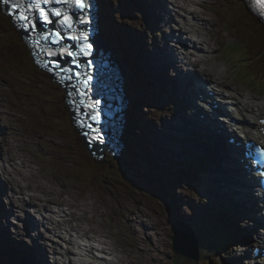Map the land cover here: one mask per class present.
Wrapping results in <instances>:
<instances>
[{"label": "rangeland", "instance_id": "obj_1", "mask_svg": "<svg viewBox=\"0 0 264 264\" xmlns=\"http://www.w3.org/2000/svg\"><path fill=\"white\" fill-rule=\"evenodd\" d=\"M113 1L114 3L116 1V7L122 14H125L127 10L134 12L133 23L130 22L125 26L127 30H132V32L128 31L129 36L136 40L143 38L148 44L147 51L154 55L160 64L168 62L166 54L173 58L188 55L192 59H198L199 56L202 62H198V67L201 68L202 73H212L211 71L222 66L226 70L225 82L241 89L243 93H248L250 96L264 91L261 90L262 86L258 89L253 83L243 80L244 70L239 69L240 63L233 57L240 50L235 49L232 51L234 54L224 52L226 45H235L237 42L235 36L240 34L238 31L232 34L222 33L226 28H231V25L223 26L224 19L232 20L237 16L244 35L250 34V30L255 32L260 30L259 26L250 22L249 15L243 14L241 0H192L189 2L188 0H172L173 4L166 0L165 5L162 0H147L149 4L144 11L139 9L136 2H130L124 6L121 0ZM151 3L154 7L153 11L157 10L155 14L160 17L159 21L153 22L151 18ZM223 3L226 5L223 6ZM174 5L188 7V11L197 12L198 18L202 21L197 20L196 23H190L181 30L185 13L175 9ZM160 6L164 9L162 15H159ZM208 10H211L214 20L207 17ZM167 11L175 16L172 17L175 23H170V29L165 26ZM177 14L180 17H177ZM115 19L117 20L115 23L119 26L120 20L117 15ZM105 27L107 28L106 23ZM196 30L198 38L194 37L193 42L198 40L203 43L206 40L209 44L203 52L191 44L187 34L189 31ZM156 31L159 32L158 35H155ZM171 31L172 34L169 35ZM179 36L182 37L183 42L176 44L175 38ZM16 46L21 47L24 53L28 54L25 43L0 7V264H16L17 256L21 257V262L29 264L26 252L31 249L38 253L42 252V256H37L46 257L48 264H54L55 258L52 255L54 252L59 262L60 258L67 255L64 253L61 242L70 229L93 235L114 254L113 264H183L179 256H175L176 259L172 258L171 261V255L174 254L172 223L178 220L194 226L204 224L205 230L210 227L217 231L224 229L221 232L230 239L229 232H226L228 229L223 228L220 222L225 225H235L234 221H237L239 209L226 205L224 199L214 195L220 185H230V179L220 176L221 170L217 167V161L201 156L198 150H194L193 144L182 141L176 136L177 118L180 115L181 106L172 103L166 110L167 113L158 116L165 101L158 97L153 104L143 105L142 116L140 110H136L137 119L143 115L147 117L151 112L157 115L153 113L155 122L149 119L146 123V126L152 129L151 132L148 131L147 149L144 148V141L136 137L139 147L133 149L134 155L130 156L133 164L130 165L129 170L121 168L124 164L123 160L114 159L109 153H106L103 162H96L86 150L83 140L75 141L72 138L74 134L78 136L79 132L72 127L70 112L64 103L65 92L42 73L30 72L26 68L28 75L23 72L13 74L11 66L6 65L4 59ZM184 46L187 48L185 49ZM14 56L19 57L20 54L16 52ZM17 63H21L20 60ZM208 67H211V71ZM151 71L150 75H153V79L151 78L150 87L161 85V75L157 73L160 69L153 67ZM172 72L174 71H170L171 75ZM250 100L255 104L264 105V98L257 97L255 100ZM60 109L64 111V115L57 117L58 124L64 127L62 131L71 132V136L67 132L64 138L54 134L42 136L43 134L36 130V127L41 124L39 120L47 118L48 111ZM155 133L168 141L170 145L164 141L158 144ZM185 145H189V148L186 149ZM82 156L90 157L93 163L100 164L95 166L98 171L102 169V166L108 165V178L94 184L88 183L89 181L65 182L68 181L67 177L75 171L76 166L81 164L79 158ZM193 157L201 159L207 165L204 176L202 171L198 173V177L204 182L203 185H195L198 192L189 189V186H193L191 183L189 186L183 185L180 180L179 186L173 187L169 184L172 181L170 177L168 182H159L154 175L150 174V167L155 166L170 175L169 166L173 170L187 167L188 161ZM95 173H90V177L94 178ZM218 180L221 182L219 183ZM210 183L214 185L211 186ZM160 187L163 191L161 198H158L156 190ZM189 191L193 192L192 196L189 195ZM30 197L34 198L33 203H28ZM198 203L203 206L199 207L203 209L202 211L197 209ZM167 209L170 210V215ZM39 223L40 226H38ZM241 223L240 227L244 232L247 225L244 222ZM219 225L221 230L217 229ZM53 227L56 228L53 229ZM196 229L197 227H193L194 231ZM222 233L210 237L200 235V244L202 246L206 244L213 253L214 248L219 247L218 241L223 238ZM234 234L235 232L231 235L234 236ZM236 235L238 242H242L240 233ZM73 237L77 239L76 235ZM240 244L231 245L222 256L215 250L213 259L210 261L212 264L236 263L234 258L242 254L238 250ZM47 248L49 251L46 253ZM68 256L74 257L72 254ZM198 264L207 263L202 259Z\"/></svg>", "mask_w": 264, "mask_h": 264}, {"label": "snow or ice", "instance_id": "obj_2", "mask_svg": "<svg viewBox=\"0 0 264 264\" xmlns=\"http://www.w3.org/2000/svg\"><path fill=\"white\" fill-rule=\"evenodd\" d=\"M49 5H61L63 11L55 7H49ZM0 7H6L8 9L7 15L11 17L14 22L21 26L22 31L25 32H37V37L30 43V47L34 48L33 57H39L41 54L47 57H55L59 55L60 59L65 56L69 58L67 63L71 64V67L62 65L58 60H50L51 67L56 68L64 75L61 76V80H66L69 86L74 88L78 95L83 96L84 93L76 84H72L73 77L79 79L80 73L76 71L81 68L80 63L77 61L76 54L70 48H61L59 53L47 47L48 43L53 45H61L64 40L73 42V45L79 49V51L87 55L91 46L83 41L87 40V37L81 34L80 36H74L71 34L73 29V17L69 15L71 9H76L79 12H84L88 7L87 0H0ZM248 7L253 11H257L258 14L264 18V0H249ZM38 14V17L36 16ZM56 18L55 24L57 29L54 31H39L36 20L38 18L39 25L47 29L49 25L54 23L53 19ZM80 23H87L85 19H80ZM62 30H67L65 34ZM43 41L44 43H41ZM36 63L41 67H48L44 61L37 59ZM51 70V69H50ZM85 86L87 81L83 82ZM71 95V93H70ZM95 119V117H93ZM98 122V121H97ZM264 123V120L261 121ZM83 127L84 125H80ZM90 127V126H88Z\"/></svg>", "mask_w": 264, "mask_h": 264}, {"label": "bare ground", "instance_id": "obj_3", "mask_svg": "<svg viewBox=\"0 0 264 264\" xmlns=\"http://www.w3.org/2000/svg\"><path fill=\"white\" fill-rule=\"evenodd\" d=\"M164 5H165V0H162ZM170 2L173 3L172 0H169ZM189 1H192V0H188ZM196 1V0H195ZM182 3V2H181ZM109 4L111 5L112 7V10L114 11V8L111 4V2H109ZM183 4V3H182ZM185 4V3H184ZM189 5V3H188ZM187 5V6H188ZM192 5V4H191ZM174 8L175 9H179L180 11H183L185 13V17L182 19V23H183V26L180 28L181 30H183V28L186 26V25H189L190 23H196V21H202L201 18H198L199 14L197 12H192V11H188V7H184V6H181V5H174ZM5 9V8H4ZM160 13L159 15H162L164 13V9L160 6ZM172 17H175V16H172V14H170L168 11L166 13V22L167 21H171L172 20ZM177 17H180V15L177 14ZM210 20V19H209ZM133 23V22H132ZM198 25V24H197ZM160 26V25H159ZM158 26V27H159ZM198 27V26H197ZM167 29V28H166ZM196 28H194L195 30ZM202 30V29H201ZM178 32V31H176ZM210 33V32H209ZM214 33V32H213ZM187 34H189V37H190V42L193 46H196L199 51L203 52L204 48H207L209 46L208 42L205 40L203 43L201 41H198L196 40L195 42H193V38L195 37L196 39L198 38V31H194V32H188ZM156 38V37H155ZM176 40H178V42L176 44H181L183 41H182V37H176L175 38ZM205 39V38H204ZM180 40V41H179ZM157 42V41H156ZM160 42V41H159ZM204 44V45H203ZM200 46V47H199ZM153 47V46H152ZM176 47V45H175ZM158 50V49H157ZM205 54V53H204ZM198 56V55H197ZM11 57L14 59V61L17 63L18 60H20V57H16V56H13L11 55ZM253 60L255 61L256 58L253 57ZM198 61L199 62H202V58L198 56ZM195 64H196V71L198 69V62L195 61ZM212 64V63H211ZM201 65V64H200ZM113 68L115 69V71L118 73V70L120 71V69L117 67V66H113ZM208 69L210 70L211 67H208ZM211 71V70H210ZM212 73H205V76L207 78V81L208 83L211 85L213 91L216 93V95L218 97H220L222 94H226L227 95V99L230 101V103H232V109L229 111V114L231 115H235L237 116L240 120H241V123H239V125L242 127V129L244 130V134L246 137H250V138H256L255 135L252 133V130L254 129V126H252L250 124V121H253L254 120V116L257 115V113L259 112L258 109H252L251 110V115H248V114H244V112H248L247 111V107L245 105H243L242 103L240 102H237L235 105L233 104V96H232V93L234 95H237V96H240L239 95V92L236 88L230 86L227 82H225L224 80V75L226 74V70L224 68H222V66H219L217 69L211 71ZM121 73V71H120ZM192 73V76H194V78H196V80H200L198 77H196L195 75H193V71L190 70V74ZM160 75V74H159ZM119 78H122L120 76H118ZM160 78V77H159ZM153 79V78H152ZM129 80V79H128ZM28 81V79H27ZM216 84V87H214V85ZM119 93V92H118ZM123 95L125 98H123L122 94H121V97L127 101H129L130 99V96H128V94L126 93V91L124 90L123 91ZM252 102V101H251ZM5 103V102H4ZM250 105H254L256 106L257 108H259L260 110H264V105H261V104H255V103H250ZM2 106V105H1ZM6 106V105H5ZM152 113V112H151ZM154 113V112H153ZM152 113V114H153ZM167 113V112H166ZM155 115H157L155 113ZM9 116V115H8ZM158 116H161L158 115ZM207 117H210L211 115L208 113L206 115ZM212 117V116H211ZM167 121V120H166ZM173 121V120H172ZM168 122V121H167ZM256 127L259 129L261 127L260 124L257 123ZM164 133V132H163ZM7 134V133H6ZM170 135V134H169ZM166 141V140H165ZM165 143V142H164ZM172 144V143H171ZM222 144V143H221ZM174 148V147H173ZM175 153V152H174ZM196 153V152H195ZM8 155V154H7ZM15 156V155H14ZM229 158V160L226 162V165L234 172L235 171V167L232 168V165H233V159L230 158L229 156H227ZM168 158V157H167ZM174 158V157H173ZM164 165V164H163ZM24 168V167H23ZM16 170V169H15ZM18 172V171H17ZM22 173V172H21ZM243 173V172H241ZM18 174V173H17ZM238 176V175H237ZM241 176V175H239ZM10 182V180H9ZM21 182V181H20ZM22 185V184H21ZM226 188L228 189H225V188H221L217 191V197H220L221 199H226L227 203L234 206V207H242L243 208V211H247V209L244 207V203H248V200L243 196V195H240L241 194V189L243 188L242 186H237V184H234L233 186H225ZM62 191V190H61ZM78 194V193H77ZM171 194V193H170ZM209 196V195H207ZM73 198V197H72ZM75 200V199H74ZM34 201V198L30 197L29 200H28V203H33ZM72 203V202H71ZM201 203H198V207L197 209H199V207H203L200 205ZM89 205V204H88ZM251 205V204H250ZM79 206V204H78ZM247 206V205H246ZM84 207V206H83ZM86 207V206H85ZM50 209V208H49ZM90 209V208H89ZM249 212L252 213V218L250 217V224H249V227H253L252 225L253 224H259V216L264 213L263 211H257L253 208L249 209ZM2 213V212H1ZM3 214V213H2ZM5 215V214H4ZM9 215H11V212H9ZM227 217V216H226ZM26 218V217H25ZM79 218V217H78ZM196 218V217H195ZM202 218V217H200ZM67 219V218H66ZM45 220V219H44ZM31 221V220H30ZM5 222V221H3ZM235 224L237 222V225L236 226H240L242 223L241 222H244V221H241L239 218L237 221H234ZM58 223V222H57ZM231 223V222H230ZM253 223V224H251ZM2 224V223H1ZM33 226H35V224L31 223ZM53 224V223H52ZM228 224V223H227ZM38 226H40V223L38 224ZM56 227H53V229H55ZM7 229V228H6ZM47 229V228H46ZM251 230V229H250ZM8 232V231H7ZM129 233V232H128ZM64 234V233H63ZM75 235V234H74ZM73 235V236H74ZM239 235V234H238ZM37 239V238H36ZM56 239V238H54ZM82 241H85L84 239L80 238ZM248 239V242L249 240L251 239L250 237H247ZM38 241V240H37ZM63 242H64V239H63ZM86 242V241H85ZM36 243V242H35ZM62 243V242H61ZM255 244H258V243H255ZM77 245V243H76ZM75 245V246H76ZM6 246V245H5ZM101 246V245H99ZM67 247V251L69 250V245H66ZM102 248H104L103 246H101ZM51 249V248H50ZM60 249V247H59ZM36 250V249H35ZM42 250V249H41ZM60 251V250H59ZM92 251V250H91ZM46 252V250H45ZM44 252V254H45ZM82 251L78 248V253H81ZM99 254H102V252H99L97 251ZM40 253V252H39ZM47 253V252H46ZM17 254V253H16ZM63 254V253H62ZM252 252L249 251L248 249H246L244 251V255L246 257H249V256H252ZM80 255V254H79ZM47 256V255H46ZM61 256H65V255H61ZM74 258V257H73ZM94 260H92L93 262L95 263H98V264H101L100 262L97 261L96 258H93ZM16 260L18 261V264H23L21 262V257L17 256ZM23 260V258H22ZM235 261H237L236 263L233 262V264H238L239 261L241 260V258L239 257H235L234 258ZM233 261V259H232ZM90 262L88 263H85V264H89ZM108 262L106 261L105 264H107ZM69 264H78L76 262H70Z\"/></svg>", "mask_w": 264, "mask_h": 264}, {"label": "trees", "instance_id": "obj_4", "mask_svg": "<svg viewBox=\"0 0 264 264\" xmlns=\"http://www.w3.org/2000/svg\"><path fill=\"white\" fill-rule=\"evenodd\" d=\"M252 21L255 25L259 26L262 28L263 27L258 23L256 18H252ZM248 49L249 53H248V57L246 56L245 59L248 60H252L253 57L256 58L255 62H252L251 64L247 63V66L250 70V72H252V74L257 77V78H261V80L264 82V44H263V40L260 41V37L258 35V32L256 34V42L255 43H251L247 44L246 47V43H245V50ZM245 50H243V52H245ZM21 56V55H20ZM244 57V56H243ZM13 60V59H12ZM14 61V60H13ZM20 62L21 63H15V67L17 69H19L21 67V71L24 67L28 66L29 64H31L30 60L27 59V57L23 54V56L20 57ZM63 136H65L63 134ZM86 162H84L85 167L82 169H78L75 173L71 174L69 176V178L78 181V182H84V181H88L90 179L91 174L90 173H95L94 174V178L100 179L102 177V175L100 174V172L98 171V169L96 167H94L93 165L89 164V161L85 159ZM194 166L197 168V170H201L202 169V165L200 163H195ZM153 172L157 173V169L153 168L152 169ZM191 167L189 168L187 175H189L190 177H194L195 173L192 171ZM178 176V173H177ZM163 177L162 175L160 176V178Z\"/></svg>", "mask_w": 264, "mask_h": 264}, {"label": "water", "instance_id": "obj_5", "mask_svg": "<svg viewBox=\"0 0 264 264\" xmlns=\"http://www.w3.org/2000/svg\"><path fill=\"white\" fill-rule=\"evenodd\" d=\"M238 66H240V65H238ZM239 69H240V67H239ZM259 85L262 86V88H264V82L263 81L261 83H259Z\"/></svg>", "mask_w": 264, "mask_h": 264}]
</instances>
